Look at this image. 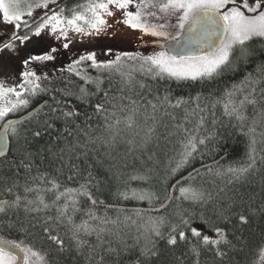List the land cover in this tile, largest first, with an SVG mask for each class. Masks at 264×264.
<instances>
[{
	"label": "snow or ice",
	"instance_id": "1",
	"mask_svg": "<svg viewBox=\"0 0 264 264\" xmlns=\"http://www.w3.org/2000/svg\"><path fill=\"white\" fill-rule=\"evenodd\" d=\"M62 2L63 0H32L24 6L25 11L21 7V0H0V24L12 26L7 36L0 37V54H11L18 51V44H32L34 38L43 39L46 36L66 41L62 43V47L69 49L74 39L70 33L80 36L107 35L116 32L115 26L138 30L142 34L141 38H156L151 43L158 45L161 51H154L149 55L126 51L113 53L109 47L105 52V59H98L94 51L77 54L66 67L60 69L56 80L62 86L57 87L47 73L38 74L33 65L55 60L58 49L41 48L38 54L29 52L20 59L21 70L13 78L12 84L0 79V185L4 186L3 191L11 197L0 199V215L7 216L9 210L20 209L27 214H35L32 216L35 223H30L29 227L39 225L43 238L50 242V247L41 251L23 241L0 237V264H79L81 258L85 264H89L97 255V264H103L104 255H100L97 249L102 248L103 243H108L103 234L109 230L101 225L115 221L96 215L94 209L104 203L95 197L94 192L100 181L91 170L83 176V170L72 162L74 157L79 159L83 155L86 158L87 151L78 152L77 149L84 145L73 143L68 137L72 136L73 128L87 136L85 129L91 127L90 122L94 117L103 120L105 130L112 133V140L120 134L122 126L123 129L137 126L138 102L130 96L112 95L111 85L109 88L103 87L105 76L109 81L113 75L120 77V93L125 88L132 91L135 87L134 73L137 72L152 79L167 77L176 81L211 82L229 71H235L241 62L248 63L255 55L248 47L249 42L255 38H264V0H85L71 9L61 7ZM25 16L29 19H25ZM173 18L175 23H172ZM21 29L27 31L20 34ZM35 42L39 43V40ZM178 46L183 47V52L176 50ZM132 61L136 63L131 64ZM65 72L68 75H64ZM262 81L264 62L257 65L254 73H248L239 85L233 84L231 89H226L212 107L221 104L224 114L234 117L243 126V122L248 119L243 111L246 105L255 106L264 102V95L260 96L259 101L256 99L255 85ZM136 83L141 89L146 87L144 83ZM247 88L251 91L238 99V93L245 92ZM261 92L264 93V89ZM41 95H48L49 99L39 106L40 111L33 109L26 116L9 118L10 115L14 116L28 109L32 100ZM200 98L198 93L190 99L198 102ZM72 100L77 103L73 104ZM126 100L129 103H125ZM163 102H169L168 95L164 96ZM184 103L187 101L178 98L172 106L179 107ZM79 105H83V108ZM151 107L156 109L155 104ZM196 107L199 108V103ZM44 109H48L44 112L48 117L44 121L45 131L53 128L49 120L62 121L65 125L63 133L67 135L62 133L56 137V144L64 141V147L57 151H53L55 144L34 150L35 142L44 132L39 128L29 130L23 127L26 120L34 115L38 117ZM259 115L264 117V108ZM81 117L84 127L76 123ZM203 123L204 118L201 116L197 132ZM255 123L253 118V125ZM255 131V126L248 128L247 134L253 135L250 138L247 161L226 169L236 180L248 174L256 165ZM211 135L214 136L215 133ZM209 139V136L196 134L186 136L181 141L182 150L178 153L179 159L171 170V175L189 165L200 147L206 145ZM89 142L95 143V140L90 139ZM45 153L52 157L49 161L50 170L40 171L36 157L39 156L43 162ZM34 168L36 172L33 175ZM66 168L72 173L67 176L69 182L76 176H83V182H78L76 187L62 183L58 177L64 174ZM206 168V174L214 173L213 166L208 165ZM200 174L199 170L194 169L187 179L191 180ZM214 174L219 176L224 173L215 171ZM21 175L24 176L23 184L19 179ZM131 179L146 181L149 177L133 176ZM172 187L176 188L177 185ZM179 193V196L171 193L166 197L169 204L177 201L169 215L150 218L145 245L139 249L140 257L148 261L153 258L159 260L164 252L157 246L158 240H164L169 251L174 250L181 242L187 243L188 252L185 255L190 254L194 258L193 264H200V257L204 252L212 253L217 264H224L229 259L230 251L243 250L245 241L241 237H235L241 245L237 249V244L230 239L234 233L229 225L233 220L240 225H248L257 215V210L251 204L252 197L245 199L243 196H233L218 200L213 204L212 214L208 215L204 211H190L183 204L187 202L206 207L214 200L210 192L189 184L179 187ZM118 195L126 200H148L149 203L154 198L158 199L155 193L144 188H126ZM85 203L89 205L87 208L83 207ZM164 207L161 204V208ZM49 211H54V214L48 215ZM135 211L139 215L143 210ZM259 212L264 214V205ZM41 213L45 215L39 218ZM80 213L87 218H82L77 223L76 217ZM3 228L26 231L18 221L10 219L0 220V229ZM62 228L66 230V234L70 233L69 242L61 235ZM92 235L100 243L92 245L84 238ZM139 239L137 237L132 245L120 241V248L109 246L103 252L119 256L135 249ZM259 255L264 261V247L259 249ZM175 260L178 264H183L180 257H175ZM136 264H140V261L137 260ZM167 264L172 262L168 261Z\"/></svg>",
	"mask_w": 264,
	"mask_h": 264
},
{
	"label": "trees",
	"instance_id": "2",
	"mask_svg": "<svg viewBox=\"0 0 264 264\" xmlns=\"http://www.w3.org/2000/svg\"><path fill=\"white\" fill-rule=\"evenodd\" d=\"M84 2L85 0H63L61 7L70 9L74 5ZM172 23H175L174 18ZM10 30L11 28L5 32L10 33ZM7 35L3 34L4 37ZM51 43L52 39L47 44L43 42L35 44L34 54H38L41 48L56 47L58 49L56 59L59 60V63L52 65L53 61H49L43 64H34L33 67L36 68L38 74L47 73L50 80L55 82V86L60 87L62 84L56 80L60 75V69L66 67L75 56L63 55L66 51L62 47V43ZM248 47L255 53L248 63L241 62L235 71H229L211 82L176 81L167 77L152 79L150 76L137 72L134 73L135 87L132 91L129 92L125 88L124 92L120 93L118 91L121 88L120 77L113 75L111 81H109L105 76L103 87L109 88L111 85L112 95L130 96L132 100L138 102L137 126L132 129H123L122 126L120 134L115 140H112V133L105 130L103 120L94 117L90 122L91 127L85 129L88 133L87 136L73 128L72 136L68 137L69 141L84 145L83 148L77 149L78 152L87 151L86 158L83 155L79 159L74 157L72 162L79 165L83 170V176H86L87 171L91 170L97 180L100 181L94 192L95 197L104 203L94 209L96 215L115 221V223L101 225V227L109 230L103 234L104 240L108 243H103L102 248L97 249L100 255H104L103 264H136L137 260L140 261V264H167L168 261H171L172 264H178L175 257H180L183 264H193L194 258L190 254L185 255L188 252V244L185 242H181L174 250L169 251L166 248V242L158 240L157 246L164 252L159 260L153 258L148 261L139 255L140 247L145 245L146 228L149 226L150 218L169 215L177 201H172L171 204L160 211L143 210L139 215L135 210L110 207L104 204L158 205L166 198L169 187L176 178L199 164L216 159L218 161L211 164L214 173L220 171L224 173L223 175L206 174L207 168L203 167L199 169L200 175L194 176L191 180H188V177L182 180L175 188L174 194L179 196V187L188 186L189 184L205 192H210L214 200L206 207L187 202L183 204V207L188 208L190 211L196 213L204 211L208 215L212 214L213 204L218 200L233 196H243L245 199L252 197L251 204L257 210V215L252 218L248 225H240L235 220L229 225L234 233V236H230V239L237 244V249L241 245L235 240V237H241L245 241L243 250L230 251L229 259L224 264H264L259 255V249L264 247V214L259 212L261 206L264 205V159H262L264 157V117L259 115L260 110L264 108V102L257 103L255 106L246 105L243 111L248 119L243 122V126L234 117L225 115L221 104H216L215 108L212 107L215 100L221 98L226 89H231L233 84L239 85L248 73H254L257 65L264 62V38L253 39L249 42ZM106 50L101 51L98 59L107 58L105 56ZM112 51L113 53L126 51L140 52L144 55L152 54L139 50L138 46L134 44H131V46L123 45ZM155 51H161V48L157 45ZM130 63L135 64L136 62L132 61ZM15 68L17 71L21 70L20 65L15 66ZM64 75H68V73L65 72ZM137 81L144 83L146 87L141 89L136 83ZM255 87L256 99L259 101L260 96L264 95L261 92V89H264V81L255 85ZM248 91H251V89L247 88L245 92L238 93L237 98L242 99ZM198 93L201 97L198 102L190 99L196 97ZM165 95L169 96V102H163ZM178 98H183L187 103L181 104L179 107H173L172 105L176 104ZM46 99H49L48 95L36 97L32 100L28 109L22 110L14 116L31 109ZM124 102L129 103L127 100ZM72 103L77 102L72 100ZM197 103H199V108L196 107ZM152 104L156 105L155 110L151 107ZM79 107L83 108V105H79ZM200 109H204V111H200ZM37 111H40V109ZM47 111L48 109H44L38 117L34 115L30 120H26L23 127L29 130L39 128L44 132V135L35 142L34 150H38L41 146L55 144L53 151H57L59 148L64 147V141L56 144V137L63 133L65 125L62 121L49 120V123L53 124V128L45 131L44 121L48 117L44 115V112ZM14 116L10 115L9 118ZM201 116L204 118V123L199 126L197 132L196 128L199 125ZM253 118L256 121L255 125H253ZM82 119L83 117L76 123L84 127L81 123ZM252 126H255L256 129L254 134L257 141L255 145L256 165L248 174L236 180L226 172V169L229 166H239L247 161L250 138L253 135L247 133L248 128ZM212 133H215V135L212 136ZM63 134L67 135L66 133ZM189 134L202 137L209 136L210 139L206 145L200 147V151L189 165L182 168L175 175H171V170L176 166V161L179 159L178 153L182 150L181 141ZM90 139L95 140V143L89 142ZM44 155L46 158L43 162H41L39 156L36 157V164L40 165V171L50 170L49 161L52 157L46 153ZM89 166L91 167L89 168ZM35 172L36 169L34 168L32 174L34 175ZM71 174L66 168L64 174L59 176L58 179L69 187H76L78 182H83V176H76L69 182L67 176ZM133 176H147L149 179L135 181L131 179ZM19 179L20 183L23 184L24 176L21 175ZM126 188H144L155 193L158 199L154 198L151 203L148 200L123 199L118 193ZM3 189L4 186L0 185V199H10L11 197ZM88 206L87 203L83 205L85 208ZM47 214L53 215L54 211H49ZM33 215L35 214L25 213L23 209L9 210L7 216L0 215V220H15L26 228V231L23 232L17 229H0V237L17 242L23 241L24 244L41 251L48 249L50 242L43 238L40 226L29 227L30 223H35V220L32 219ZM44 215V213L39 214V218ZM82 218L86 219L87 217L83 213L78 214L76 222L79 223ZM60 232L66 242H69L70 233L66 234V230L63 228L60 229ZM137 237L140 238L139 244L130 252L122 253L119 256L103 252V249L109 246L120 248L122 246L120 241L132 245ZM84 238L92 245L100 243L95 235ZM98 260L99 255L94 256L89 264H97ZM79 264H85L83 258L80 259ZM200 264H217V262L214 260L212 253L204 252L200 257Z\"/></svg>",
	"mask_w": 264,
	"mask_h": 264
},
{
	"label": "rangeland",
	"instance_id": "3",
	"mask_svg": "<svg viewBox=\"0 0 264 264\" xmlns=\"http://www.w3.org/2000/svg\"><path fill=\"white\" fill-rule=\"evenodd\" d=\"M28 2H32V0H21V7L25 11L26 8L24 6ZM24 18L29 19L27 16H25ZM11 27H12L11 25L0 24V31L2 32V34H4L5 31H7V29H10ZM115 28H116L115 33L110 32L107 35L101 34L97 36H80L78 34L70 33V36L74 37L73 43L70 45L69 49H65L66 53L64 52L63 55L76 56L77 54L84 53L87 51H94L97 53V57H99L101 51L109 47H111L112 50H115L117 47L120 48L123 45L131 46V44L137 45L139 50L141 51H147L150 53H153L155 51L157 45L151 43V41L156 38L150 36H143V38H141L142 34L139 33L138 30H131L122 26H115ZM19 31L20 34H23V32L27 31V29H21ZM51 39H52V43L56 42L57 44H59L66 42L63 40L57 41L47 36L44 37L43 39L34 38V42L32 44H28V45L18 44L19 45L18 51L16 52H13L11 54L8 52L0 54V79L7 80L9 84H12L14 82L13 78L17 77L19 73V71L16 70L15 66L20 65V59L26 56L29 52H32L33 54L35 53V44H37L35 41L39 40V43L43 42L44 44H47ZM58 63L59 60L55 59L53 60L52 65H56Z\"/></svg>",
	"mask_w": 264,
	"mask_h": 264
},
{
	"label": "water",
	"instance_id": "4",
	"mask_svg": "<svg viewBox=\"0 0 264 264\" xmlns=\"http://www.w3.org/2000/svg\"><path fill=\"white\" fill-rule=\"evenodd\" d=\"M178 51L183 52V47L182 46H178L177 49ZM43 102H40L39 104L35 105L34 107H32L31 109L17 115L14 117H10V119H18L21 116H26L28 112H31L33 109L38 110L39 106L42 104ZM216 161H218V159L216 160H212V161H208L202 164H199L193 168H191L190 170H188L187 172H185L184 174L180 175L178 178H176L170 185L169 190H168V194L167 196H169L171 193H174L175 188L172 187V185H178L182 180H184L185 178H187L189 176V173H192L193 170H199L203 167H206L208 165H211L212 163H215ZM166 196V197H167ZM161 204H164L165 207L169 204L168 200L165 198L160 204L155 205V206H141V205H116V204H104L106 206H110V207H116V208H124V209H130V210H136V209H142L145 211H160L162 210L161 208ZM164 207V208H165ZM163 208V209H164Z\"/></svg>",
	"mask_w": 264,
	"mask_h": 264
},
{
	"label": "flooded vegetation",
	"instance_id": "5",
	"mask_svg": "<svg viewBox=\"0 0 264 264\" xmlns=\"http://www.w3.org/2000/svg\"><path fill=\"white\" fill-rule=\"evenodd\" d=\"M5 34H9V33L5 32ZM0 37H4L1 31H0Z\"/></svg>",
	"mask_w": 264,
	"mask_h": 264
},
{
	"label": "bare ground",
	"instance_id": "6",
	"mask_svg": "<svg viewBox=\"0 0 264 264\" xmlns=\"http://www.w3.org/2000/svg\"><path fill=\"white\" fill-rule=\"evenodd\" d=\"M167 196V195H166Z\"/></svg>",
	"mask_w": 264,
	"mask_h": 264
}]
</instances>
